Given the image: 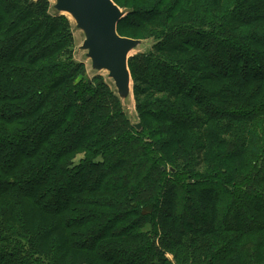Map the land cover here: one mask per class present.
Returning a JSON list of instances; mask_svg holds the SVG:
<instances>
[{
    "label": "trees",
    "instance_id": "obj_1",
    "mask_svg": "<svg viewBox=\"0 0 264 264\" xmlns=\"http://www.w3.org/2000/svg\"><path fill=\"white\" fill-rule=\"evenodd\" d=\"M141 130L48 0H0V264H264V0H112Z\"/></svg>",
    "mask_w": 264,
    "mask_h": 264
},
{
    "label": "water",
    "instance_id": "obj_2",
    "mask_svg": "<svg viewBox=\"0 0 264 264\" xmlns=\"http://www.w3.org/2000/svg\"><path fill=\"white\" fill-rule=\"evenodd\" d=\"M54 9L69 14L82 30L81 48L86 50L94 69L108 72L123 104L132 93L128 59L131 51L143 42L118 34L117 24L125 12L112 0H55ZM133 126L141 130L140 123Z\"/></svg>",
    "mask_w": 264,
    "mask_h": 264
},
{
    "label": "rangeland",
    "instance_id": "obj_3",
    "mask_svg": "<svg viewBox=\"0 0 264 264\" xmlns=\"http://www.w3.org/2000/svg\"><path fill=\"white\" fill-rule=\"evenodd\" d=\"M48 1L51 4V13L55 14L56 13V10L54 9L55 0H48ZM65 15L69 18V20L72 23V32H73V36H74L73 38H74V43H75L74 57L78 62H81L84 64L83 77L91 81L92 78L97 75L103 81L108 82L113 87L114 86L113 80L108 77V72L106 70H97L92 67L91 60L88 58L86 54L87 53L86 50L81 48V45L84 39V33L82 32V30L76 27L75 21L69 14L65 13ZM152 44H153L152 39H145V41L139 44L136 49L131 51L130 55L132 56L139 52H146L151 49ZM123 106H124L127 116L129 117V120L133 124L139 123L138 113H137L135 102H134L133 95L131 92L129 94V97L125 99Z\"/></svg>",
    "mask_w": 264,
    "mask_h": 264
}]
</instances>
